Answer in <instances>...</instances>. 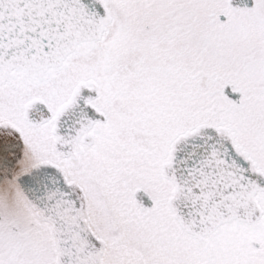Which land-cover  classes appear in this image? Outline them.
<instances>
[{"label":"snow or ice","instance_id":"6c2138e0","mask_svg":"<svg viewBox=\"0 0 264 264\" xmlns=\"http://www.w3.org/2000/svg\"><path fill=\"white\" fill-rule=\"evenodd\" d=\"M0 264H264V0H0Z\"/></svg>","mask_w":264,"mask_h":264}]
</instances>
